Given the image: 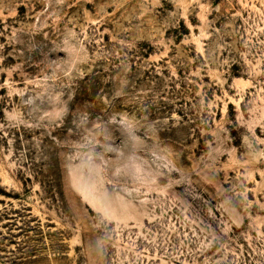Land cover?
I'll return each instance as SVG.
<instances>
[{
	"label": "rangeland",
	"instance_id": "374dc122",
	"mask_svg": "<svg viewBox=\"0 0 264 264\" xmlns=\"http://www.w3.org/2000/svg\"><path fill=\"white\" fill-rule=\"evenodd\" d=\"M0 264H264V0H0Z\"/></svg>",
	"mask_w": 264,
	"mask_h": 264
}]
</instances>
